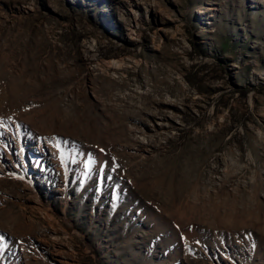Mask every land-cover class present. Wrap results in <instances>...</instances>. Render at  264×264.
I'll return each instance as SVG.
<instances>
[{
    "label": "rangeland",
    "instance_id": "374dc122",
    "mask_svg": "<svg viewBox=\"0 0 264 264\" xmlns=\"http://www.w3.org/2000/svg\"><path fill=\"white\" fill-rule=\"evenodd\" d=\"M0 264H264V0H0Z\"/></svg>",
    "mask_w": 264,
    "mask_h": 264
},
{
    "label": "snow or ice",
    "instance_id": "6c2138e0",
    "mask_svg": "<svg viewBox=\"0 0 264 264\" xmlns=\"http://www.w3.org/2000/svg\"><path fill=\"white\" fill-rule=\"evenodd\" d=\"M57 147H59V145H57ZM61 160H62V162H63V157H61Z\"/></svg>",
    "mask_w": 264,
    "mask_h": 264
}]
</instances>
